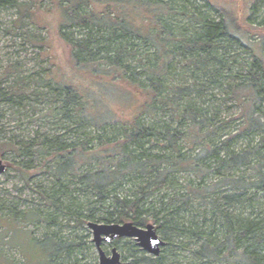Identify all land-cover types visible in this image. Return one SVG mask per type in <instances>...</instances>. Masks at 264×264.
Here are the masks:
<instances>
[{
	"label": "rangeland",
	"instance_id": "rangeland-1",
	"mask_svg": "<svg viewBox=\"0 0 264 264\" xmlns=\"http://www.w3.org/2000/svg\"><path fill=\"white\" fill-rule=\"evenodd\" d=\"M19 1L20 7L0 8V89H4L8 98L0 102V160L5 166L0 173V264H99L100 253L89 222L131 221H111L110 218L117 216L113 196L102 200L86 186L81 174L57 176L56 168L62 157L52 152L51 142L65 141L76 148L86 143L96 151L102 140L99 139L101 131L93 123L85 122L83 105L74 108L72 117L65 116L61 109L63 85L73 86L81 92L86 98V103H83L85 109L90 114L96 113V109L110 112L107 117H113L117 123L107 128L104 139L111 142L119 137L123 124L135 125L139 119L145 124L157 123L163 129L171 126L187 131L188 127L181 126L180 112L190 102L207 108L206 115L211 117L214 128L219 129H213L211 135L197 145L192 146L188 141L181 140L180 145L187 155L200 152L206 143L219 149L223 141L230 138L231 146L238 151L248 144L262 142L264 126L252 129L245 116L253 105L252 94L245 92L238 95L235 89L245 81L246 78L243 79L241 75L249 73L251 62L258 57L264 62V0L254 12L252 4L255 0H175L176 3L185 4L186 9L168 17L170 28L178 35L172 43L185 42L186 35L194 37L200 26L193 13L198 12L199 8L215 19H220L223 13L229 19L232 30L224 40L215 44L213 50L229 64H208L205 50L179 49V54L162 75L163 94L171 95L183 86L199 92L182 95L174 106L163 103L157 111H148L149 85L144 96L138 89L134 92L130 85L122 83L118 87L128 93L124 92L127 96L123 97L121 92L117 93L108 84L102 83L104 80H114L113 77L105 75L100 81L96 76V70H93L96 58L90 59L89 63L75 60L61 30L68 39L77 43L86 37L87 29L77 24L63 25V7L67 5L71 8V0ZM73 1L74 6L80 2ZM111 8L115 12L118 10L117 5ZM93 10H96V2L90 0L80 11L89 13ZM90 26H93L90 28L96 35L95 25ZM131 42L134 45L123 60L132 67L130 74L148 84L154 73V61L157 62L155 48L139 40ZM139 80L137 82L140 83ZM256 106L259 109H252V115L261 117L264 123V100L259 99ZM214 112L217 114L214 115ZM161 144L166 145L165 141ZM159 151L170 152L165 147ZM224 154L222 149L221 155ZM74 157L77 164H83L82 169L96 170V162H85L87 158L81 157L78 151L74 152ZM206 160L221 174H210L209 182L221 180L224 175L247 180L252 176L250 168H222L220 160ZM129 180L117 189L119 194H139L147 178L133 176ZM191 181L197 184L199 178L193 172H182L176 177V188L154 191L148 198L157 202V206L161 196L169 194L166 202L172 198V206L180 207L182 201L174 199L187 191ZM222 189L227 193L240 191L231 189L228 184H224ZM62 190L67 191L69 196L63 195ZM255 192L252 202L242 198L241 203L227 206L222 199L213 196L206 200L192 198L183 208L192 209L195 215L211 211L205 214L208 218L212 217L213 210L217 211L216 214L226 210L249 216L264 210L263 191L250 189L247 196ZM249 204L256 205V208L252 209ZM146 217L148 223L155 224L159 235L167 241L160 255L164 264H196L194 250L199 244L195 239L158 229L157 224L168 217L166 212H162L157 221L152 219V212ZM50 234L68 246L55 256L43 254L48 251L45 248L49 241L42 239ZM28 244L36 246V252ZM114 246L127 264L133 262L136 256L149 255L135 238L122 237L102 243L108 254ZM69 251L71 255L67 254Z\"/></svg>",
	"mask_w": 264,
	"mask_h": 264
},
{
	"label": "trees",
	"instance_id": "trees-1",
	"mask_svg": "<svg viewBox=\"0 0 264 264\" xmlns=\"http://www.w3.org/2000/svg\"><path fill=\"white\" fill-rule=\"evenodd\" d=\"M88 1L90 0H80L74 6L75 2L71 0L73 8L67 5L63 7V25L77 24L87 29L86 37L77 43L68 39L66 33L61 30V35L72 48V56L78 63H89L90 59L96 58V67L93 68L96 70V76L100 81L105 75L113 77L114 80H104L105 82L102 83L108 84L117 93L121 92L123 97L128 93L127 90L118 87L122 83L130 85L134 92L138 89L144 96L147 91L146 87L149 85L148 111H157L163 103L174 106L182 95L199 92L195 88L183 86L178 87L171 95L163 94L162 75L179 54V49L205 50L207 51L205 61L208 64L223 63L225 66L229 64L219 53L214 52L215 44L224 40L226 34L229 35L232 30L229 19L223 13L220 19H215L199 8L198 12L193 13V17L199 21L200 31L197 30L193 34L194 37L184 36L185 42L183 40L174 44L172 40L178 35L170 28L168 17L177 11H184L185 4L176 3L175 0H94L96 10L81 13V8ZM262 1H254L253 12L262 5ZM114 5H117V12L111 8ZM6 7H20V1L0 0V8ZM90 24L95 25L96 35L92 33L90 27L93 26ZM132 40H139L144 45L155 48L157 62L154 61V73L149 78L150 83L148 84L130 74L133 71L132 67L126 65L123 60L134 45ZM248 69L247 75H241L247 80L240 82L235 92L238 91V95H243L245 92L252 94L253 105L245 116L248 125L256 129L264 126L261 117L252 115V109H259L256 102L259 99L264 100V62L258 57L250 63ZM138 80L140 83L137 82ZM61 90L64 94L61 109L65 116L72 117L71 112L74 108L83 105L85 122L93 123L101 131L99 139L104 141L101 140V145L96 148V151L91 150L86 143L76 148L65 141L54 144L51 142L52 152L62 157L61 163L56 168L57 176L66 173L81 174L86 186L91 192L101 196L102 200L106 201L113 196L112 203L116 207L117 216L110 218L111 221L132 220L143 226L149 221L146 214L154 213L152 219L157 221L159 215L166 212L168 217L163 223L157 224L158 229L173 235L178 234L195 239L199 244L194 250L196 264H264V210L257 214L254 212L249 216L243 212L229 213L226 210H222L221 214H216L217 211L213 210L212 217L208 218L205 214L211 211L195 215L192 209L183 208L190 203L192 198L206 200L216 196L217 199H222L227 206H232L241 203L242 198L252 202L256 192L252 196H247L250 189L264 192V136L260 144H248L240 151L231 146L232 138H230L224 140L219 149L213 147L211 143H206L201 147L200 152L187 155L180 145L181 140L188 141L192 146L197 145L203 143L205 138L211 135L213 129H219V127L214 128L210 121L211 117L206 115L207 108L198 107L190 102L180 112L181 126L188 127L187 131L171 126L163 129L157 123L145 124L139 119L135 125L123 124L121 134L114 142H111L109 139H104L107 128L117 123L113 117H107L110 112L96 109V113L90 114L83 104L86 103V98L77 88L63 85ZM6 99L8 98L4 89H0V102ZM80 101L81 105H79ZM105 114L106 116H103ZM216 114L217 112H214V115ZM236 140L233 142L235 143ZM163 141L166 145L161 144ZM164 147L170 152L159 151ZM222 149L225 151L224 155H221ZM75 151H78L81 157L87 158L85 162L87 160L91 163L96 162V170L82 169L83 164H77V158L74 157ZM206 159L220 160L222 168H250L252 176L247 180L242 177L224 175L221 180L209 182L210 174L217 176L221 174H218V170L212 168ZM182 172L195 173L199 182L196 184L195 181H191L187 191L178 194L179 196L174 199L182 201L180 207L172 206V198L166 202L165 198L167 199L169 194L162 195L157 206V202L153 199L149 200L148 196L154 191L176 188V177ZM133 176L147 178L146 183L139 189V194H119L117 189ZM224 184L240 191L224 192L222 189ZM61 193L69 196L67 191L62 190ZM212 203L215 205L214 202ZM251 207L254 209L256 205ZM34 213L39 217V214ZM201 216V219H195ZM44 240L49 241V244L45 248L48 251L43 254L55 256L60 250L68 247L60 238L52 234L42 239ZM28 246L36 252V246L32 244ZM67 254L71 255L70 251ZM160 255L156 257L136 256L131 264H164Z\"/></svg>",
	"mask_w": 264,
	"mask_h": 264
},
{
	"label": "water",
	"instance_id": "water-1",
	"mask_svg": "<svg viewBox=\"0 0 264 264\" xmlns=\"http://www.w3.org/2000/svg\"><path fill=\"white\" fill-rule=\"evenodd\" d=\"M4 168L5 166L0 160V173L4 170ZM89 226L92 227L94 231L95 241L100 249L99 264H122L119 261L120 254L117 252L116 248L113 249V257L107 256L101 247L103 239L110 240L111 238H115L117 236L136 237L139 245H141L149 253L156 256L161 253L162 247L167 244V241L159 235L157 228L153 223H148L145 227H140L131 221L123 224L89 222ZM102 234L105 236L102 237Z\"/></svg>",
	"mask_w": 264,
	"mask_h": 264
},
{
	"label": "flooded vegetation",
	"instance_id": "flooded-vegetation-1",
	"mask_svg": "<svg viewBox=\"0 0 264 264\" xmlns=\"http://www.w3.org/2000/svg\"><path fill=\"white\" fill-rule=\"evenodd\" d=\"M131 222H133L135 225H137V226H140V227H145L147 224H145V225H138V224H136L134 221H132L131 220ZM121 224H123V223H121ZM105 235L104 234H102V237H104ZM122 237H129V236H117V237H115V238H111L110 240H105V239H103L102 240V242H101V247H102V243L104 242V241H114V240H116V239H118V238H122ZM131 238H135L136 240H137V238L136 237H131ZM97 244V243H96ZM141 246V245H140ZM142 247V246H141ZM97 248H98V250H99V253H100V249H99V247L97 246ZM114 248H116L117 249V252L120 254V258H119V261L122 263V264H127V262L126 261H124L123 259V255L121 254V252L118 250V248L116 247V246H114L113 248H112V250H111V253L110 254H108L104 249H103V247H102V249L105 251V253L107 254V256L108 257H113L114 256V252H113V249ZM163 248V247H162ZM142 249L144 250V251H146L147 253H149L147 250H145L143 247H142ZM161 253H162V250H161ZM160 253V254H161ZM159 254V255H160ZM149 255H152V256H155L156 257V255H153V254H151V253H149ZM158 256V255H157ZM99 263H100V261H99ZM128 263H132V262H128ZM116 264H119V263H116Z\"/></svg>",
	"mask_w": 264,
	"mask_h": 264
}]
</instances>
